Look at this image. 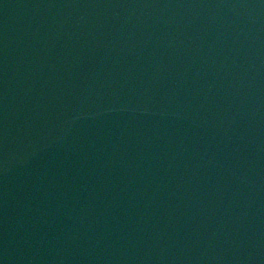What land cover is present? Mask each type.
<instances>
[{"label":"water","instance_id":"1","mask_svg":"<svg viewBox=\"0 0 264 264\" xmlns=\"http://www.w3.org/2000/svg\"><path fill=\"white\" fill-rule=\"evenodd\" d=\"M0 264H264V0H0Z\"/></svg>","mask_w":264,"mask_h":264}]
</instances>
